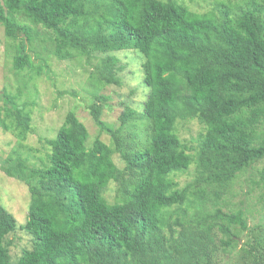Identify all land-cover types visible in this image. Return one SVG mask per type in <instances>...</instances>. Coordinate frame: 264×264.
Returning <instances> with one entry per match:
<instances>
[{
    "label": "trees",
    "instance_id": "16d2710c",
    "mask_svg": "<svg viewBox=\"0 0 264 264\" xmlns=\"http://www.w3.org/2000/svg\"><path fill=\"white\" fill-rule=\"evenodd\" d=\"M213 6L200 13L178 0H0L15 72L34 69L32 45L42 40L60 61L96 60L97 93L120 84L114 54L135 51L150 89L143 111L125 107L118 126L102 119L108 98L94 96L88 110L108 140L91 139L72 111L37 161L19 150L2 161L30 202L20 226L0 203V264H218L238 248L236 264H264V229L225 199L264 160V0ZM23 94L4 95L0 118L20 143L32 131L33 103ZM190 120L204 129L197 148L179 136L178 123ZM192 166L193 180L181 186L177 176ZM259 175L254 184L264 190V167ZM17 230L32 244L14 263L7 237Z\"/></svg>",
    "mask_w": 264,
    "mask_h": 264
},
{
    "label": "rangeland",
    "instance_id": "374dc122",
    "mask_svg": "<svg viewBox=\"0 0 264 264\" xmlns=\"http://www.w3.org/2000/svg\"><path fill=\"white\" fill-rule=\"evenodd\" d=\"M166 1V0H165ZM196 12H206L215 0H178ZM39 32L43 30L37 28ZM42 30V31H41ZM45 35L44 32H42ZM32 49L37 56L34 58V69L44 60L47 68L37 77L34 69H27L17 73L14 71L13 62L15 48L6 38L4 28L0 25V118H4V95H17L22 89L24 94L22 101L32 102L29 108L32 111V131L26 141L20 143L13 131L5 132L0 126V203L14 214L18 226L26 221L29 207V191L24 184L7 177L1 170L2 161L13 151H21L24 157L31 155L32 162L37 161L33 156L46 154L45 139L54 138L62 126L69 112H76L79 119L86 125L91 139L97 135L108 140V135L94 124L89 113V106L94 101V96L103 95L108 98L103 102V121L112 126L119 125V116L125 107L129 106L138 111H143L145 101L150 89L144 84L142 71V57L135 51H122L115 53L123 67L118 74L120 84L102 86L99 92L94 93L95 84L91 80L93 67L85 58L77 61H60L52 53L49 44L42 40L34 43ZM29 54L33 55L28 45ZM39 58V60L37 59ZM41 59V60H40ZM96 92V89H95ZM264 127V125H263ZM179 136L188 145L197 148L200 134L204 132L203 126L198 120H190L178 123ZM93 140H91L92 142ZM23 147V149H21ZM194 153V152H193ZM195 156V155H194ZM264 167V160L255 163L244 174H241L234 182L231 193L225 199L233 210L246 211L248 223L251 228L262 227L264 229V201L261 199L264 190L256 187L255 181L259 180L260 172ZM195 176V168L179 174L177 180L181 186L186 185ZM115 186L112 184L105 196L114 201ZM8 240L12 243L10 252L14 263L18 261L22 250L31 246V237L21 230L10 234ZM245 237H242L243 243ZM239 248L236 250V253ZM222 256L218 264H236L240 260L239 253ZM240 262V261H239Z\"/></svg>",
    "mask_w": 264,
    "mask_h": 264
}]
</instances>
